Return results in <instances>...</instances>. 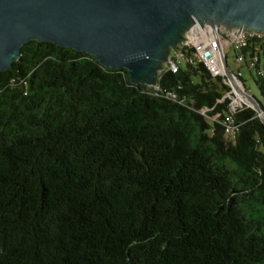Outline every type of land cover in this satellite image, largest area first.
Listing matches in <instances>:
<instances>
[{
  "label": "trees",
  "instance_id": "16d2710c",
  "mask_svg": "<svg viewBox=\"0 0 264 264\" xmlns=\"http://www.w3.org/2000/svg\"><path fill=\"white\" fill-rule=\"evenodd\" d=\"M157 85L179 100L22 46L0 74V264H264V124L201 63Z\"/></svg>",
  "mask_w": 264,
  "mask_h": 264
},
{
  "label": "water",
  "instance_id": "95a60500",
  "mask_svg": "<svg viewBox=\"0 0 264 264\" xmlns=\"http://www.w3.org/2000/svg\"><path fill=\"white\" fill-rule=\"evenodd\" d=\"M196 22L220 32L229 27L236 37L264 35V0H0V74L21 57L24 44L36 41L126 69L131 82L146 89L157 84L170 49ZM249 104L264 124L261 105L255 98Z\"/></svg>",
  "mask_w": 264,
  "mask_h": 264
},
{
  "label": "built area",
  "instance_id": "2783aa9c",
  "mask_svg": "<svg viewBox=\"0 0 264 264\" xmlns=\"http://www.w3.org/2000/svg\"><path fill=\"white\" fill-rule=\"evenodd\" d=\"M208 25L209 22L203 24L196 22L183 34L182 43L177 47L175 56L166 63L162 72L170 70V72L177 73L182 67L183 59H185V65L203 64L213 78H221L230 89L225 97L230 101V113L234 114L239 109L249 108V99L255 98L251 90L244 84L242 70H248L253 80L264 76V35L249 33L236 37L238 32L231 34L229 27L226 28L227 31L220 32V29H215L214 24L211 27ZM231 37H233L232 40H230ZM232 53L234 62L238 66L235 72L228 65V54ZM224 60L232 73L231 78H227L223 65ZM150 91L161 93L174 101L179 100L175 93L161 91L158 85ZM255 100L260 104L256 98ZM206 111L207 109L202 110V114H205ZM221 124L225 128V139L234 143L238 126L234 123L233 117L225 116Z\"/></svg>",
  "mask_w": 264,
  "mask_h": 264
},
{
  "label": "rangeland",
  "instance_id": "374dc122",
  "mask_svg": "<svg viewBox=\"0 0 264 264\" xmlns=\"http://www.w3.org/2000/svg\"><path fill=\"white\" fill-rule=\"evenodd\" d=\"M179 46V45H178ZM177 51V47L175 50L170 49V54H169V59L171 60L173 56H175V52ZM234 54H228V65L230 67V69L232 71H236L238 66L235 64L234 62V58H233ZM166 64V63H165ZM181 66L182 67H186L185 65V59H183V62H181ZM165 68V65H161V68L159 71H157V74H160V72ZM242 79L244 81V84L247 88H249L251 90V93L253 96H255V98L259 101L263 103V99L261 98V96L259 95V90L254 82V80L252 79L250 73L248 72V70H242ZM158 80V77H156ZM157 82V81H156ZM157 84L155 86L153 85H145L146 90L150 91L153 90L154 87H156Z\"/></svg>",
  "mask_w": 264,
  "mask_h": 264
}]
</instances>
